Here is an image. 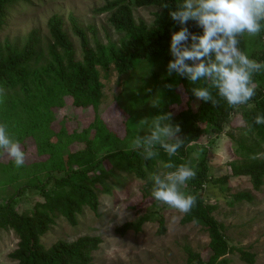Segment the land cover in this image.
<instances>
[{
	"label": "trees",
	"instance_id": "obj_1",
	"mask_svg": "<svg viewBox=\"0 0 264 264\" xmlns=\"http://www.w3.org/2000/svg\"><path fill=\"white\" fill-rule=\"evenodd\" d=\"M21 1L31 0H0V29L6 24L11 8ZM182 3L183 0L108 1L97 12L110 14V25L124 34L119 44L101 43L95 25L84 26L70 15L69 24L80 40L81 60L77 59L65 30V19L59 14L48 21L47 49L41 43L38 30H33L22 46L9 40L0 42V89L3 90L0 123L7 125L10 136L20 145L26 140L33 141L42 158L30 165L24 163L22 167H16L11 158L0 163V187L14 184L16 188L13 195L0 201V232L13 231L18 239L17 248L9 254L14 264H93L103 243L101 237L87 235L72 242L60 240L50 247L43 244L42 238L60 218L76 227L86 209L98 213L101 194L113 195L115 189L124 186L125 179L138 178L152 188L149 177L160 170L171 171L162 166L169 159L177 166L188 164L195 148L192 143H198L205 135L228 136L236 157L229 163L232 176L249 179L255 191L264 186V124L254 123L257 115H264V71L253 77L256 95L248 104L235 109L224 100L217 106L197 100L191 89L206 86L205 82L194 85L173 73L166 84L172 87L165 85L159 93L154 112L155 116L171 113L172 106H180L179 89L187 97L186 107L171 120L172 124L180 126L179 135L185 143L171 158L163 149H158L156 158L145 160L139 150L124 147L128 136L136 134L137 118L130 122L135 129L126 124L124 137L112 131L104 118L103 113L112 104L121 108L118 105L120 93L113 94L111 104L104 108L109 97L105 94L103 79L110 78L114 71L119 75L129 72L151 58L168 57L171 35L181 27L171 19L170 12ZM143 7L159 9L151 27L135 18L134 9ZM187 27L194 34H202V29L193 21ZM248 43L252 46L250 53L244 38L241 49L250 58L264 62V30ZM168 58L173 59L171 55ZM213 95H216L215 90ZM69 98L73 108L93 113V120L81 131L78 126L69 129L67 125L73 119L70 117L60 121L58 130L54 128L56 110L64 109ZM236 120L241 125L234 128ZM229 127L233 131L226 132ZM209 148L202 150L203 158L193 166L196 176L183 188L185 194L196 196L197 203L190 213L183 215L181 224L200 225L209 236L206 257L190 246L185 247L188 264H229L227 255L235 252L225 235L224 225L215 217L218 205L208 203L204 196L208 183L224 193L232 189L230 176H214ZM6 155L0 153V159ZM110 179H113L111 183ZM26 191H36L43 199L35 202L30 210L20 212L17 202ZM253 200L252 192H236L229 205ZM151 221L159 224L160 234L166 232L162 213L156 217L142 215L137 221L117 227L115 232L122 236L130 231L140 233ZM237 250L243 261L255 263V255Z\"/></svg>",
	"mask_w": 264,
	"mask_h": 264
},
{
	"label": "rangeland",
	"instance_id": "obj_2",
	"mask_svg": "<svg viewBox=\"0 0 264 264\" xmlns=\"http://www.w3.org/2000/svg\"><path fill=\"white\" fill-rule=\"evenodd\" d=\"M108 1L111 0L17 2L11 8L6 24L0 29V42L9 40L13 44L22 46L28 35L33 30H38L41 43L47 49L50 42L48 21L53 15L59 14L65 19V30L74 45L77 59L81 60L80 40L73 33L69 24L70 15L73 14L84 26L95 25L98 30V38L103 44H119L124 38L123 33L117 32L110 25L108 20L110 14L97 12L98 8L103 7ZM158 11L159 9L156 7L135 8L134 15L137 21L143 20L151 27L155 20V13ZM255 38L257 39V36L244 37V43L249 53L252 46L248 42ZM92 45H94L93 42ZM169 55H171L170 47L168 57ZM168 57L151 58L140 62L135 69L129 72L119 75L114 71L110 78L103 79L106 85L105 94L109 97L104 105L105 109L111 104L113 94L120 93L118 105L122 111L116 104H112L103 113L112 131L124 137L126 124L135 129L130 122L137 118L138 125L135 136L147 133L151 118L155 116V101L168 83L169 77L172 76L167 73V64L170 61ZM179 93L182 102L180 106L171 107L172 120L177 117L180 110L186 107L187 97L182 89H179ZM56 115L57 121L54 128L57 130L64 117L73 118L67 125L70 130L78 126L80 131L87 127L94 117L91 110L81 112L73 108L70 98L67 99V106L64 109L56 110ZM145 120L148 123H145ZM236 121L233 125L234 128L241 125L238 120ZM231 128H227L226 132L233 131ZM128 137L124 147L132 148L131 142L134 137ZM192 144L195 148L186 165L193 168L203 158L202 150L210 147L214 176L217 178L230 176L231 191L224 193L219 187L208 183L204 192L208 203L218 205L215 217L224 225L225 235L230 246L235 249L234 253L227 255L229 264H248L240 258L241 254L237 249L255 255L254 264H264V186L260 191H255L249 179H236L232 176L229 163L236 157L228 136L205 135L198 143ZM21 148L26 152L25 163L30 165L42 159L37 154L33 141L26 140ZM9 160L10 157L6 155L0 159V163L4 164ZM159 172H164V170ZM109 181L111 183L113 179ZM15 191L14 184L0 187V201H5L6 197L13 195ZM151 191L152 188L143 180L125 179L124 186L115 189L113 195L101 194V207L98 213L86 209L79 217V224L76 227L71 226L62 218L58 219L51 231L42 238V242L46 247H50L60 240L72 242L87 235L99 236L103 239V243L95 254L93 264H188L186 246H190L195 252L206 257L209 243L208 234L200 225H182L181 219L184 214L158 201L155 204ZM236 192H252L254 200L252 202L243 201L231 206L229 201L232 200V195ZM42 199L38 192L26 191L18 199L17 209L20 212L30 210L35 202L42 201ZM160 213L166 219L164 234L158 232L159 224L155 221L146 223L140 233L130 231L122 236L115 232L117 227L126 222L137 221L142 215L156 217ZM17 244L18 239L13 231L0 232V264H14L10 260L9 254L17 248Z\"/></svg>",
	"mask_w": 264,
	"mask_h": 264
},
{
	"label": "clouds",
	"instance_id": "obj_3",
	"mask_svg": "<svg viewBox=\"0 0 264 264\" xmlns=\"http://www.w3.org/2000/svg\"><path fill=\"white\" fill-rule=\"evenodd\" d=\"M170 16L181 27L171 35L173 59L167 64L168 75L176 73L194 85L204 81L206 86L193 87L191 91L197 100L212 106L220 100L234 109L248 104L256 95L253 77L264 71V62L250 58L240 45L245 36L255 37L264 30V0H183ZM190 21L202 29V34L189 31ZM172 115L169 112L152 117L147 133L137 134L132 140V149L139 150L145 160L156 158L158 149H163L169 158L175 156L185 142L179 135L180 126L171 123ZM254 123L264 124V115H257ZM0 153L7 154L16 167L25 163L26 154L5 123H0ZM162 166L172 170L149 177L152 197L181 214L190 213L197 198L182 189L195 178L196 171L186 164L177 166L171 159Z\"/></svg>",
	"mask_w": 264,
	"mask_h": 264
}]
</instances>
